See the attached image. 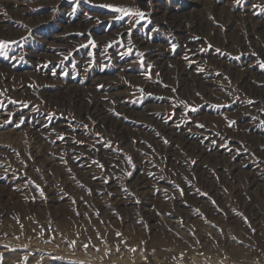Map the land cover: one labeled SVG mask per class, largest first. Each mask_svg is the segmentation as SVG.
I'll return each instance as SVG.
<instances>
[{
  "label": "rangeland",
  "instance_id": "rangeland-1",
  "mask_svg": "<svg viewBox=\"0 0 264 264\" xmlns=\"http://www.w3.org/2000/svg\"><path fill=\"white\" fill-rule=\"evenodd\" d=\"M0 42V264H264V0H0Z\"/></svg>",
  "mask_w": 264,
  "mask_h": 264
},
{
  "label": "bare ground",
  "instance_id": "bare-ground-1",
  "mask_svg": "<svg viewBox=\"0 0 264 264\" xmlns=\"http://www.w3.org/2000/svg\"><path fill=\"white\" fill-rule=\"evenodd\" d=\"M262 101V100H261ZM260 219V218H259ZM263 219V218H262ZM61 224H63V223H61ZM60 226H63V225H60ZM63 237H61V238H64L65 240H74V241H76V240H78V241H84V243L86 242V243H88V244H92V245H98V243L99 242H102V238H103V236L102 235H100V234H92V235H87V234H80V233H78V237L76 238L75 236H71V234L69 233L70 231H69V228L66 226V227H63ZM103 232V231H102ZM102 234V233H101ZM111 239V238H110ZM98 240V241H97ZM111 244L112 245H116L117 243H116V241L115 240H113V239H111ZM62 254H64V252H62V253H59V256H61ZM81 260V259H80ZM107 260V259H106ZM71 261H73L72 259H71ZM86 261V260H85ZM97 264H99L98 262H97Z\"/></svg>",
  "mask_w": 264,
  "mask_h": 264
},
{
  "label": "snow or ice",
  "instance_id": "snow-or-ice-1",
  "mask_svg": "<svg viewBox=\"0 0 264 264\" xmlns=\"http://www.w3.org/2000/svg\"><path fill=\"white\" fill-rule=\"evenodd\" d=\"M107 7H109L110 10L113 11V12L124 13L125 15H129L130 14L128 12V10L123 8V7H114V6H111V5H109ZM136 15L140 16L141 18L144 17V13L143 12H138V13H136ZM4 47H7V44L5 42H0V48H4ZM173 47H175V46H173ZM17 126H19V125H17ZM201 127H202V125H201Z\"/></svg>",
  "mask_w": 264,
  "mask_h": 264
}]
</instances>
